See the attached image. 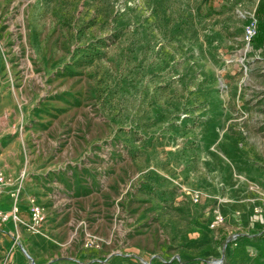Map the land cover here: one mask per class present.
<instances>
[{
  "label": "rangeland",
  "instance_id": "obj_1",
  "mask_svg": "<svg viewBox=\"0 0 264 264\" xmlns=\"http://www.w3.org/2000/svg\"><path fill=\"white\" fill-rule=\"evenodd\" d=\"M0 176V264H264V0H0Z\"/></svg>",
  "mask_w": 264,
  "mask_h": 264
},
{
  "label": "built area",
  "instance_id": "obj_2",
  "mask_svg": "<svg viewBox=\"0 0 264 264\" xmlns=\"http://www.w3.org/2000/svg\"><path fill=\"white\" fill-rule=\"evenodd\" d=\"M3 179H4V177L0 176V182ZM31 215H32V221H33L34 225L39 224L44 218L42 209L37 204L32 205V207H31ZM220 220H221V216L220 215L216 216V221L218 222Z\"/></svg>",
  "mask_w": 264,
  "mask_h": 264
}]
</instances>
